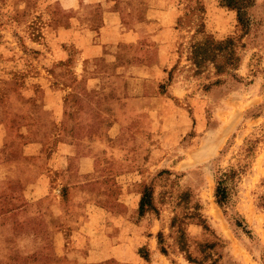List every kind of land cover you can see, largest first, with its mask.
Here are the masks:
<instances>
[{
  "label": "rangeland",
  "instance_id": "374dc122",
  "mask_svg": "<svg viewBox=\"0 0 264 264\" xmlns=\"http://www.w3.org/2000/svg\"><path fill=\"white\" fill-rule=\"evenodd\" d=\"M248 15L246 32L221 0H0V264L40 252L26 241L42 219L79 235L89 215L56 212L82 203L107 207L92 214L93 231L132 237L123 264H140L134 251L150 264H264V0ZM167 16L162 36L149 19ZM119 30L147 45L105 47ZM229 37L235 65L224 54L220 69L197 62V44ZM159 53L161 68H138ZM62 144L73 168L95 157L83 180L59 170ZM147 186L153 204L140 214ZM37 189L66 202L12 197Z\"/></svg>",
  "mask_w": 264,
  "mask_h": 264
},
{
  "label": "crops",
  "instance_id": "0c3cea01",
  "mask_svg": "<svg viewBox=\"0 0 264 264\" xmlns=\"http://www.w3.org/2000/svg\"><path fill=\"white\" fill-rule=\"evenodd\" d=\"M154 11H157V9H154ZM110 17H108V25L104 27L105 29L112 30L116 28L117 26L119 27L118 24H116L117 20V14L115 11H110ZM150 24L151 23H160L159 25V34L163 36V34L168 33V27L167 26H161L162 22H169L168 24L170 25L173 22V16H167V17H155V18H150ZM172 20V21H171ZM147 21L142 19L140 23V27L144 26V24ZM124 28L127 29L125 26ZM122 31V30H121ZM119 30L117 36L110 35L107 37V43L104 44L105 47L107 48H112L113 45L117 42V40H122L125 41L127 44L132 45L133 43H137L138 45H132V47L136 49H141L144 48L143 46L147 45L146 42L142 43L144 40H142V35L140 31H135L133 30L132 39H128L127 37V32L130 31H125L121 32ZM120 38V39H119ZM165 39V37H164ZM149 42V41H147ZM152 42V41H150ZM159 44L158 42H153V45L157 47L158 52H159ZM152 46V45H151ZM103 47V46H102ZM109 55H112L115 58V53L110 52ZM158 60L155 62V64L147 65V64H140L138 68L141 66H144V68L149 69L150 67L152 68H161V59L163 61V56L161 53H159ZM140 77H138L139 79ZM69 151L65 145H60V148L58 152H63L59 153L60 154V159L62 161H59L61 164L58 168L59 170H77L79 177L86 176V174L92 172L95 169L96 166V160L95 157L90 156V155H85V156H80L78 160V164L75 168L74 164H72V159H70ZM58 166V165H57ZM57 168V167H56ZM75 174V172H74ZM76 177V175H75ZM39 192L38 189L34 190L33 192H27L25 191L24 193H16L18 195H13L12 197H16L17 199H22L24 201L25 198H36L42 201L43 203L45 202H51V198L53 197L52 194H49L47 191L46 193H42L39 196H35V193ZM43 192V191H42ZM58 197V195H57ZM58 197L59 199L57 200L60 202L61 200H65L66 197ZM30 203V202H29ZM48 203V204H49ZM62 203V202H61ZM87 204V203H86ZM83 203L79 207H67L63 205V208L57 210V214H60L63 216L62 218H70L72 214V209L76 210L77 208L82 209L80 211L81 214H88V218H84L83 222L80 223L79 228H76V232H79V235L76 234L70 235L68 233V228L66 225H63V229L61 228L60 223H50L46 222L42 219V221H37L35 223L34 229L37 231V237L35 239L32 238H27L26 244L29 246H36V247H41V250L34 258H29V251H25L24 254L25 256L21 258V261L13 263V264H123L125 261H131L129 257V251L126 249L132 244L130 241H132V237L129 236H124L121 238L120 236H110L109 232L104 228L105 224L102 223H97L94 225L96 229L93 231V218L92 214L93 213H101L102 211L107 212V207H104L99 204H89L91 205L90 207L87 208V205ZM86 205V206H85ZM39 207V206H38ZM24 212H23V211ZM23 213V216L26 214L27 211H25L24 207H21L20 210ZM46 212L42 211H36L35 217H37L39 220L42 215H45ZM34 215V212L31 213V217ZM104 220L107 215H104ZM91 218V221L89 220ZM62 219L67 225H70L72 223H68V220ZM26 224V222H21ZM105 223V222H104ZM33 224V223H30ZM98 225H100V228H97ZM0 228H4L3 225H0ZM6 230L8 227H6ZM30 229H33V226L29 227ZM92 228V229H91ZM48 231H52L48 233ZM90 231L92 232V235H89ZM91 234V233H90ZM25 242V240H24ZM37 251V252H38ZM13 239H9L7 244H6V249L4 250V254L1 255V258L4 257V259L11 260V254H13ZM10 254V255H9ZM133 258L134 260L140 262V264H150V262L144 257L140 256L137 252H133Z\"/></svg>",
  "mask_w": 264,
  "mask_h": 264
},
{
  "label": "trees",
  "instance_id": "16d2710c",
  "mask_svg": "<svg viewBox=\"0 0 264 264\" xmlns=\"http://www.w3.org/2000/svg\"><path fill=\"white\" fill-rule=\"evenodd\" d=\"M224 5H227L230 8H233L237 11V17L239 23L245 28V31L247 32L250 27V17L248 15V9L249 7L253 6L256 2V0H221ZM234 43V39L232 37H229L222 41H213V42H203L200 44H197L195 46V58L197 62H201L200 58H210L214 62L216 61V66L218 69L222 68V63L217 61L219 56L221 54H224L228 58V62L230 64L235 65V60L238 58V56L235 55L234 49H232L231 56L229 48L232 46L231 44ZM212 46V47H211ZM225 51H227L225 53ZM202 56V57H200ZM231 60H233L231 62ZM221 182H219V185L217 186V192L216 195L218 197V202L220 204H223L226 199V192L221 187ZM152 195L153 190L151 187L147 186L141 196L140 203H139V211L140 214H144L145 211L148 209L149 206H152ZM162 250L166 252L165 247L162 246Z\"/></svg>",
  "mask_w": 264,
  "mask_h": 264
}]
</instances>
